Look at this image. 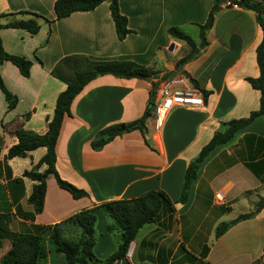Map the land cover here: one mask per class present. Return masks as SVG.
I'll list each match as a JSON object with an SVG mask.
<instances>
[{"label":"crops","instance_id":"obj_1","mask_svg":"<svg viewBox=\"0 0 264 264\" xmlns=\"http://www.w3.org/2000/svg\"><path fill=\"white\" fill-rule=\"evenodd\" d=\"M55 1L0 0V15L30 12L53 21L40 22L35 35L20 29L0 30L3 50L32 64L28 78H23L10 62L0 65L5 88L17 97L16 107L7 111L0 92V213L4 209L9 213L10 230L29 233L32 227L54 226L102 203L130 200L157 190L174 203V213L162 214L155 224L139 231L134 241V263L185 264L179 253L183 245L197 259L207 247L208 254L202 261L209 264H227L233 255V264H264V209L254 218L235 224L209 245L210 233L214 237L218 224L253 211L256 203L264 199L260 197L264 195V116L211 151L200 165L186 203L176 204L189 162L223 123L245 118L259 107V92L246 82L259 75L255 50L262 32L256 14L237 6L220 5L205 34L207 46L175 74L185 75L195 81L198 89L209 93L204 107L172 108L159 131L155 130L151 112L146 120V138L154 151L148 149L138 131L115 138L100 151L90 148L99 131L143 116L150 81L101 76L88 83L73 100L70 116L63 118L55 146L59 177L86 191L88 197L74 200L58 188L50 175L42 212L36 215L27 203L34 182L22 174L36 165L45 149L11 160L6 159V152L15 143L17 129L38 135L47 131L56 98L66 89L63 82L50 75L57 62L74 55L91 61H130L148 68L160 80L189 53V47L168 36L167 30L179 28L198 43L199 30L195 25L205 23L214 4L213 0H118L119 12L126 17L130 30L119 41L109 2L91 12L55 20ZM14 19L26 20L28 16L16 15ZM6 21L2 19L0 23ZM181 44L187 48H181ZM214 61V68L208 71ZM44 170L42 166L39 172ZM18 179L20 183H15ZM244 202L249 206L229 218L233 206H243ZM95 214L100 238L93 249L98 257L105 258L112 249L105 232L107 222L99 209ZM172 236L174 241L168 243ZM10 248L9 240L0 241V261ZM47 251L46 259L38 264H64L63 257L51 246H47Z\"/></svg>","mask_w":264,"mask_h":264},{"label":"trees","instance_id":"obj_2","mask_svg":"<svg viewBox=\"0 0 264 264\" xmlns=\"http://www.w3.org/2000/svg\"><path fill=\"white\" fill-rule=\"evenodd\" d=\"M104 2H109V12L115 34L117 39L122 41L130 33V30L127 28L126 17L119 12L118 0H56L53 5L55 20L64 19L73 13L91 12ZM213 2L214 4L205 23L195 25L199 30L198 43L179 28L171 27L167 30L168 36L184 42L189 47V53L176 63L174 71L167 73L160 80L148 68L130 61H91L84 56L74 55L64 57L57 62L50 75L63 82L66 89L56 98L53 116L48 122L47 131L43 135H38L24 131L21 128L17 129L14 132L15 143L6 152V159L11 160L13 158H25L29 152L41 148L45 149V154L36 165L30 171H25L22 174L23 178L34 182L31 193L27 198V203L33 207L34 214L37 215L42 212L46 193V179L50 175L54 177L58 188L69 193L74 200L88 197L86 191L62 180L55 170V146L63 118L70 116V106L83 88L101 76H112L124 80H146L150 77L151 88L148 96V106L143 116L134 122L114 124L99 131L90 142V148L95 152L100 151L115 138L138 131L144 139V144L148 149L154 151L146 138V120L154 109L157 85L159 81L174 78L175 74L185 64L197 58L207 46L205 34L212 27L220 5L225 2L254 12L262 32L261 42L255 50L259 75L257 78L246 79L250 87L259 92V107L245 118L223 123L221 130L215 132L210 141L202 147L197 157L189 162L184 172L181 192L176 204L184 205L186 203L190 187L197 179L200 165L209 153L231 141L238 131L250 125L256 118L264 116V1L213 0ZM16 15L28 16V19H14ZM16 15H0V20H7L5 23H0V30L20 29L30 35H35L40 29V22L46 24L53 22L41 15L30 12H20ZM3 62H10L18 69L23 78L29 77L31 62L23 57L7 54L2 48L0 40V65ZM216 62L212 63L208 71L214 68ZM189 81L193 87L198 89L195 81L192 79H189ZM198 90L205 100L209 93ZM0 92L7 104V111L13 110L17 104V97L5 88L1 78ZM28 117L29 115H26L25 119ZM42 166H45V170L40 173L39 169ZM15 183H20V179L16 180ZM97 209L102 212L105 218L113 222L111 227H107V231L117 230L120 234V244L116 252L104 260H98L92 252L95 241L94 228L97 221L95 211ZM263 209L264 199H260L253 211L241 214L229 222L218 224L214 230V239L220 238L235 224L254 218ZM3 211L4 213H0V241L3 239L9 240L11 248L2 258L0 264H38L46 259L47 246H51L56 254L63 257L64 264H127L125 255L128 245L136 240L139 231L144 226L155 224L162 214L171 216L174 213V203L170 201L165 193L152 190L138 198L102 203L96 209L81 211L54 226L32 227V231L25 234L10 230L11 217L6 209ZM76 229L80 230L79 234L78 232L76 234ZM71 232L76 234L75 239L65 237ZM182 251L185 253L187 264H209L202 261L208 254L207 247H204L199 259L188 253L184 248Z\"/></svg>","mask_w":264,"mask_h":264},{"label":"built area","instance_id":"obj_3","mask_svg":"<svg viewBox=\"0 0 264 264\" xmlns=\"http://www.w3.org/2000/svg\"><path fill=\"white\" fill-rule=\"evenodd\" d=\"M223 5L235 6L229 2H225ZM174 107L187 109H201L204 107L201 92L193 87L189 79L184 76L159 81L152 112L155 130L159 131L161 129L170 110ZM134 253L135 243L131 242L125 255L127 264H136L133 262Z\"/></svg>","mask_w":264,"mask_h":264},{"label":"rangeland","instance_id":"obj_4","mask_svg":"<svg viewBox=\"0 0 264 264\" xmlns=\"http://www.w3.org/2000/svg\"><path fill=\"white\" fill-rule=\"evenodd\" d=\"M193 36V35H192ZM193 38V37H192ZM181 48H183V49H185V48H187L186 46H185V44H181ZM222 180H225L224 178L222 179ZM260 197H262V198H264V195L262 194V195H260ZM245 200L244 201H248V198H244ZM256 199V197L254 198V200ZM249 204L250 203H245L244 202V204H243V206H240L241 204H235L234 206H233V212H232V214L231 215H229V218H234V216L237 214V212H243L244 211V207H245V205L246 206H249ZM254 210V209H253ZM105 219V221L107 222L106 223V226H105V228L106 227H111L112 225H113V222L110 220V219H108V218H104ZM225 222H229V221H225ZM173 224V223H172ZM177 227V224H176V226H175V228ZM146 229V228H145ZM77 230V232H78V234L80 233V230L79 229H76ZM106 231V234L108 235V237H109V239H110V243H111V245H112V249L108 252H106L105 254H107V257H109L110 255H112L113 253H115L116 252V250H117V247H118V245L120 244V234H119V232L117 231V230H112L111 232H108L107 231V229H105ZM143 231H146V230H143ZM203 231H204V229H203ZM173 232L175 233L176 231L175 230H173ZM204 232H206L207 233V231L205 230ZM142 233V232H141ZM211 234V236L209 237V245H212V243H213V241H214V237H213V235H212V233H210ZM75 233H73V232H71L70 234H68V235H66V238H68V239H71V238H74L75 239ZM99 238H100V231H99V229L97 228V225L95 224V228H94V242H96V241H98V243H99ZM174 241V236H172V237H170V239L169 240H167V242L168 243H172ZM174 244V243H173ZM185 249V247L183 246V245H181L180 246V248H179V253L182 255V257H183V263H185V264H187V261H186V256H185V253H184V251H182V249ZM92 252H93V254H94V256L98 259V260H104V259H106L107 257H105V258H102V257H98V255L96 254V251L94 250V249H92ZM178 253V254H179ZM202 254V253H201ZM134 262V261H133ZM227 262V264H233L234 262H235V255H233L232 256V258H230L228 261H226Z\"/></svg>","mask_w":264,"mask_h":264},{"label":"water","instance_id":"obj_5","mask_svg":"<svg viewBox=\"0 0 264 264\" xmlns=\"http://www.w3.org/2000/svg\"><path fill=\"white\" fill-rule=\"evenodd\" d=\"M150 80H151V78H150V77H148V78L146 79V81H148V82H149Z\"/></svg>","mask_w":264,"mask_h":264}]
</instances>
